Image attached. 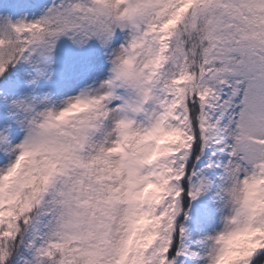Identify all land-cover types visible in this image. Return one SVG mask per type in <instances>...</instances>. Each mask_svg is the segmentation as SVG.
Instances as JSON below:
<instances>
[{
  "label": "snow or ice",
  "instance_id": "obj_1",
  "mask_svg": "<svg viewBox=\"0 0 264 264\" xmlns=\"http://www.w3.org/2000/svg\"><path fill=\"white\" fill-rule=\"evenodd\" d=\"M0 78V264H264V0H52L0 20Z\"/></svg>",
  "mask_w": 264,
  "mask_h": 264
},
{
  "label": "rangeland",
  "instance_id": "obj_2",
  "mask_svg": "<svg viewBox=\"0 0 264 264\" xmlns=\"http://www.w3.org/2000/svg\"><path fill=\"white\" fill-rule=\"evenodd\" d=\"M52 0H0V13L13 23L19 19L34 20L38 18L51 5ZM57 72L65 75L79 74L81 77L89 75L88 66L90 63L100 64L105 60L100 50L84 48L75 50L65 48L57 53ZM20 67V65H19ZM21 68V67H20ZM107 75V68L101 69L99 78ZM42 88L53 87L52 84H45L41 81ZM26 89H21V94ZM5 93L4 85H0V97ZM19 95L12 99L19 98ZM0 104H4L0 102ZM192 206L188 212V223L186 228L192 240L210 233V226L214 223L213 211L216 206L214 191L202 193L196 200H192ZM215 219H218L216 217Z\"/></svg>",
  "mask_w": 264,
  "mask_h": 264
},
{
  "label": "trees",
  "instance_id": "obj_3",
  "mask_svg": "<svg viewBox=\"0 0 264 264\" xmlns=\"http://www.w3.org/2000/svg\"><path fill=\"white\" fill-rule=\"evenodd\" d=\"M3 18H5V16L0 14V20H2ZM17 72H20L22 74V72L19 69H16V68L10 69V73L15 74ZM2 79L3 78H0V84L2 83ZM5 108H6V105L0 104V120H2L4 118ZM191 205H192L191 201L186 200L183 203V207L187 211V215H188L189 209L191 208ZM187 223H188V216H187V219L184 220L185 227L187 226Z\"/></svg>",
  "mask_w": 264,
  "mask_h": 264
}]
</instances>
